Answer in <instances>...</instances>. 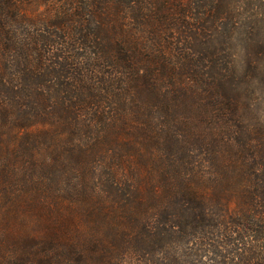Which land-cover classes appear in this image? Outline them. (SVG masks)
<instances>
[{
    "label": "trees",
    "instance_id": "trees-1",
    "mask_svg": "<svg viewBox=\"0 0 264 264\" xmlns=\"http://www.w3.org/2000/svg\"><path fill=\"white\" fill-rule=\"evenodd\" d=\"M228 5L0 0V264H264Z\"/></svg>",
    "mask_w": 264,
    "mask_h": 264
},
{
    "label": "rangeland",
    "instance_id": "rangeland-1",
    "mask_svg": "<svg viewBox=\"0 0 264 264\" xmlns=\"http://www.w3.org/2000/svg\"><path fill=\"white\" fill-rule=\"evenodd\" d=\"M228 2L229 9L238 12L244 19L264 16V0H228ZM242 35H237L231 45L235 54L238 93L244 103L253 110V120L264 123V47L260 49L258 55L250 56L247 50L244 51V44L240 43ZM256 40L264 45V22L253 44Z\"/></svg>",
    "mask_w": 264,
    "mask_h": 264
}]
</instances>
